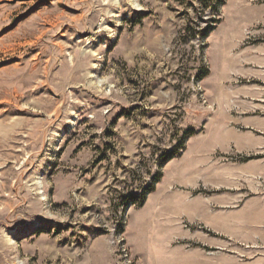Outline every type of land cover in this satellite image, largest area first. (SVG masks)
<instances>
[{
    "label": "rangeland",
    "instance_id": "1",
    "mask_svg": "<svg viewBox=\"0 0 264 264\" xmlns=\"http://www.w3.org/2000/svg\"><path fill=\"white\" fill-rule=\"evenodd\" d=\"M217 1L0 0V264H264V0Z\"/></svg>",
    "mask_w": 264,
    "mask_h": 264
},
{
    "label": "trees",
    "instance_id": "2",
    "mask_svg": "<svg viewBox=\"0 0 264 264\" xmlns=\"http://www.w3.org/2000/svg\"><path fill=\"white\" fill-rule=\"evenodd\" d=\"M222 1L223 0H218L217 1V5L218 4H222ZM217 5H216V8H217ZM215 11H217V9L215 10ZM212 19H214V18H212ZM215 20H212V21H210V22H214ZM206 28H210V26H206ZM205 30V29H204ZM203 30V31H204ZM168 156H170L169 154L166 156V158L168 157ZM164 159H165V157H164ZM163 159V160H164ZM245 159V158H244ZM160 164H161V162H160ZM159 176H160V171H156V172H154L151 176H150V179H149V181H146L144 184H142L141 186H139V188H140V191H139V193L138 194H129V195H122L121 197H120V200H121V204H120V206H123L124 207V205L125 206H127L129 203L130 204H137V205H139V204H141L142 202H143V199H144V197H145V193L148 191V190H152V188H153V184L155 183V181H157L158 180V178H159ZM128 200H129V202H128ZM124 204V205H123Z\"/></svg>",
    "mask_w": 264,
    "mask_h": 264
},
{
    "label": "crops",
    "instance_id": "3",
    "mask_svg": "<svg viewBox=\"0 0 264 264\" xmlns=\"http://www.w3.org/2000/svg\"><path fill=\"white\" fill-rule=\"evenodd\" d=\"M228 1H230V0H228ZM233 2H235V3L237 2V3L239 4V6H240V4H242V3H241V0H234ZM224 5H225V4H224ZM220 22H222V20H221ZM167 195H168V193H167ZM159 205H161V204H159ZM179 216H180V211H179V210H176V211H169L166 215L164 214V220H166V222H169V223H170L169 225H171V223L173 222V219L178 218ZM171 235H172V231H171V232H168V231H167V233H166V237H168L169 239H171V237H172ZM130 247H131V249L133 250L135 256L139 257L140 260H143V257H146V255L144 254V251H143V252H138V251L134 248V246L131 245V244H130ZM190 255H191L190 252H188V256H189V257L180 260L179 263H180V264H193L195 259H194V258H191ZM181 257H182V256H181ZM205 257H206V256H205ZM152 260H155V257H153ZM209 260H211V259H209ZM206 261H207V260H206Z\"/></svg>",
    "mask_w": 264,
    "mask_h": 264
},
{
    "label": "bare ground",
    "instance_id": "4",
    "mask_svg": "<svg viewBox=\"0 0 264 264\" xmlns=\"http://www.w3.org/2000/svg\"><path fill=\"white\" fill-rule=\"evenodd\" d=\"M113 233V232H112ZM111 234V233H110ZM111 237V236H110ZM111 239H115V237H113V234H112V237ZM126 246H122V243L119 245V247L117 248L118 249V252L122 255V256H126Z\"/></svg>",
    "mask_w": 264,
    "mask_h": 264
},
{
    "label": "built area",
    "instance_id": "5",
    "mask_svg": "<svg viewBox=\"0 0 264 264\" xmlns=\"http://www.w3.org/2000/svg\"><path fill=\"white\" fill-rule=\"evenodd\" d=\"M120 238H122V236H120ZM122 241H124V239H122ZM113 242H114V239H111V243H113ZM122 246H125L124 242H122ZM125 254L127 255V248H126V253ZM115 255H116V252H115ZM129 263H130V261H129Z\"/></svg>",
    "mask_w": 264,
    "mask_h": 264
}]
</instances>
